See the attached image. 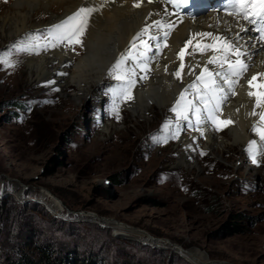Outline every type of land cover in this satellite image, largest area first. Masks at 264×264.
Segmentation results:
<instances>
[{
	"label": "rangeland",
	"instance_id": "1",
	"mask_svg": "<svg viewBox=\"0 0 264 264\" xmlns=\"http://www.w3.org/2000/svg\"><path fill=\"white\" fill-rule=\"evenodd\" d=\"M13 1L0 0V18ZM51 29L0 33V264L25 237L96 264H264V158L252 166L237 146H200L179 166L157 108L139 119L108 84L87 96L31 78L16 49ZM180 126L185 138L194 130ZM231 222L239 231L226 236Z\"/></svg>",
	"mask_w": 264,
	"mask_h": 264
},
{
	"label": "bare ground",
	"instance_id": "2",
	"mask_svg": "<svg viewBox=\"0 0 264 264\" xmlns=\"http://www.w3.org/2000/svg\"><path fill=\"white\" fill-rule=\"evenodd\" d=\"M137 2L141 4L139 8L133 6ZM82 6L95 7L96 11L88 18L84 35L80 37L82 41V44H79L80 48L73 50L70 47L65 48L49 36L42 39V42L39 41L36 44L39 47L33 45L34 50L27 51L25 56L24 65L31 78H36L38 73H41L60 91L73 83L77 90L85 95L92 88L106 87V84L117 91L121 88H129L124 81H118L114 76H109V69L121 57V54L129 49L134 37L147 27L149 33L156 36L155 40L149 41L152 51L147 55L151 59L144 71L140 68L135 69L136 74L132 77L135 84L123 93L125 106L131 116L143 118L153 108L165 114L163 127L171 135L175 134L179 140L177 151L179 166L183 164L184 158L185 165L194 162V152L198 147L201 146L205 151L215 154L219 152L221 145L223 148L230 149L237 146L242 153L248 155L249 165L259 164L261 158H264V141H261L260 136L252 129L254 124L264 128V122L260 121V114L264 113V105L257 108L255 96L249 98L247 93L248 91L260 92L262 90L260 86L264 85V75H262L264 74V44L254 39L252 29L246 22L223 11L186 18L170 13L164 2L156 0L153 3H149L148 0H14L0 18V33L6 41L17 40L26 30L60 24ZM156 22H159V26ZM241 28L250 29V31L241 32ZM165 32L168 33L167 36ZM196 33H213L228 38H235L239 33L244 37L240 43L250 45L245 49L250 53L249 70L243 78L238 80L236 77H231L237 82L232 86L233 91L228 92V99L215 112L217 123H214L212 119H205L204 123L197 124L196 115L192 110L185 109L183 102L180 110L187 112L188 120L179 119L172 111L181 93H185V100L192 101L201 109L199 113L201 117L208 115L204 111V105L198 99L199 95L205 93V88L202 83L196 81V76L201 74L208 59L214 55L219 58L222 53L209 50L201 55L197 48L194 55H188L193 52L197 39H204L197 37L193 40V44L185 49L183 59L185 67L181 78L177 79L174 75L181 63L178 54L184 48L185 42L193 38ZM143 39H148V36L145 35ZM206 42L213 43L211 40ZM215 43L217 48L222 47L219 42ZM45 44L48 45L46 50ZM229 59L234 61L236 57L231 55ZM128 64H131V61ZM207 67L213 73L223 74L227 71L228 65L225 62L223 67L218 64H209ZM254 75L257 76V80L253 82L254 86L249 88L247 81ZM105 80L108 81L105 83ZM216 80L223 85L225 91L228 90V85L220 77H216ZM194 82L197 88H190L189 85ZM223 94L216 93L217 96ZM208 98L211 105H214L215 101H212L211 94ZM253 112L256 115H251ZM183 120L190 122L194 127L187 138L181 136L180 124ZM224 121H231V123L224 124ZM218 127L221 133L217 130ZM224 132L227 133L226 138L222 136ZM252 141L257 142L252 150L257 153L255 164L248 151Z\"/></svg>",
	"mask_w": 264,
	"mask_h": 264
},
{
	"label": "snow or ice",
	"instance_id": "3",
	"mask_svg": "<svg viewBox=\"0 0 264 264\" xmlns=\"http://www.w3.org/2000/svg\"><path fill=\"white\" fill-rule=\"evenodd\" d=\"M148 2L153 3L154 0H148ZM188 3L189 0H181V4L179 6H187ZM133 6L139 8L141 4L137 2ZM95 11V7L82 6L76 13L68 17L66 20L62 21L60 24L52 26V29L48 34L49 37L56 39L58 42H66L69 47L74 44H82L80 37L84 35L88 18L91 17ZM225 11H227L228 15L237 17L238 19H243L248 24L258 25L256 31L260 33V39L264 40V0H228ZM156 23L157 26H159V22ZM244 31H250V29L241 28V32ZM53 32L55 33L54 37L52 35ZM167 34L168 33L165 32V36H167ZM145 35L148 36V39H143ZM197 37L204 39L200 40L197 39ZM155 39L156 36L149 33V28H144L136 37H134L129 49L125 53L121 54V57L109 69V76H114V78L118 81H124L129 88L133 86L135 84V80H133L132 77L136 74L135 69L140 68L141 71H144L147 68V63L151 59L148 57L147 53L152 51V45L149 41ZM194 39H197L196 45L193 48V52L188 53V55H194L197 48L199 49L201 55L205 54L209 50L222 53L219 58L214 55L208 59L201 74L196 76V81L202 83L205 88V93L203 95H199L198 99L200 100V103L204 105V111L207 112L208 115L207 117H201L199 115L201 109L195 106L192 101L185 100V93H181L180 99L177 100L176 106L172 109V111L176 113L179 119L188 120L189 116L187 115V112L180 110L183 102V107L187 110H192L193 114L196 115L197 124L204 123L205 119H212L214 123H217L215 119V112L219 110L221 108V104L228 99V92L233 91V84H235L239 78H243L245 73L249 70L250 65L248 63V59H250V53L245 49L250 47V45L240 43L244 37L239 33L236 34L235 38L218 36L213 33H196L193 38L185 42L184 48L181 49V53L178 54V59L181 63L179 69L174 72L177 79L181 78L182 70L185 67L183 62L185 49H187L189 45L193 44ZM207 40H211L213 43H207ZM137 41H139V43H137ZM215 42H219L222 47L217 48ZM36 47L38 48L39 45H36ZM44 47L46 50L48 45L45 44ZM16 50L26 52L34 49L32 47H20ZM231 55L236 57L234 61L229 59V56ZM129 61H131V64H128ZM3 62L7 63L8 61L3 60ZM225 62L227 63L228 68L223 74L220 72L213 73L207 67L209 64H218L220 67H223ZM205 76L207 78H205ZM216 77H220L224 83L228 85L227 91H225L223 85L217 82ZM231 77H236L237 80H233ZM256 80L257 76L254 75L247 81L249 88L254 86L253 82ZM189 87L197 88V84L194 82L189 85ZM260 87L262 89L260 92L248 91L247 93L249 98L255 96V106L257 108L264 105V85H261ZM129 88H121L119 93L123 94L128 91ZM186 91L187 90H185V92ZM217 92L224 94L217 96ZM116 94L117 90H113V95L115 96ZM209 94H211L212 101H215L214 105H211V101L208 98ZM251 115H256V113L253 112ZM260 121L264 122V113L260 114ZM223 123L229 124L231 121H224ZM217 130H219V127ZM252 130L260 136L261 141H264V128L254 124ZM256 143V141H252L248 146V151L252 156V162L254 164L257 163V153L252 150Z\"/></svg>",
	"mask_w": 264,
	"mask_h": 264
},
{
	"label": "trees",
	"instance_id": "4",
	"mask_svg": "<svg viewBox=\"0 0 264 264\" xmlns=\"http://www.w3.org/2000/svg\"><path fill=\"white\" fill-rule=\"evenodd\" d=\"M55 163V161H54ZM114 180V178H113ZM116 182V181H115ZM0 200V204H1ZM2 206L0 205V224L2 216ZM29 231H32L30 229ZM239 231V226L231 222L226 224L222 229V232L226 236H232ZM28 238H24L23 244L18 246L12 253V257L9 259L8 264H96V262L91 258H78V253L76 251L70 254L66 249L56 251L54 246L45 243H35L29 240L24 243ZM29 244V245H28ZM120 264H138L123 262Z\"/></svg>",
	"mask_w": 264,
	"mask_h": 264
},
{
	"label": "water",
	"instance_id": "5",
	"mask_svg": "<svg viewBox=\"0 0 264 264\" xmlns=\"http://www.w3.org/2000/svg\"><path fill=\"white\" fill-rule=\"evenodd\" d=\"M113 235H115L114 233H113ZM176 247V246H175ZM173 252H174V250H172ZM177 253V252H176ZM210 264H218L219 262L218 261H211V262H209ZM225 264V263H224Z\"/></svg>",
	"mask_w": 264,
	"mask_h": 264
}]
</instances>
